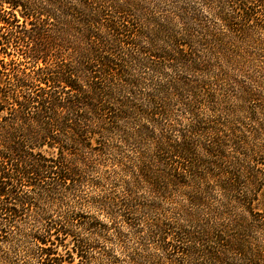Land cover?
I'll use <instances>...</instances> for the list:
<instances>
[{
    "label": "trees",
    "instance_id": "1",
    "mask_svg": "<svg viewBox=\"0 0 264 264\" xmlns=\"http://www.w3.org/2000/svg\"><path fill=\"white\" fill-rule=\"evenodd\" d=\"M262 141L264 0H0V264H264Z\"/></svg>",
    "mask_w": 264,
    "mask_h": 264
},
{
    "label": "rangeland",
    "instance_id": "2",
    "mask_svg": "<svg viewBox=\"0 0 264 264\" xmlns=\"http://www.w3.org/2000/svg\"><path fill=\"white\" fill-rule=\"evenodd\" d=\"M264 142V141H262ZM260 144H262L260 142ZM99 248H97L96 252L92 253L89 256H93L98 260L99 263L104 264L106 258L116 261V259H120L117 263L119 264H127L124 261L126 260V253H120L118 248L110 243V242H100L98 244ZM102 249V250H101ZM104 250V251H103ZM106 252V254H104ZM102 253V254H100ZM162 256V255H159ZM166 256V255H165ZM170 256V255H168ZM8 263L10 264H33V261L29 260L24 253H17V254H12V256H9V259H7Z\"/></svg>",
    "mask_w": 264,
    "mask_h": 264
}]
</instances>
